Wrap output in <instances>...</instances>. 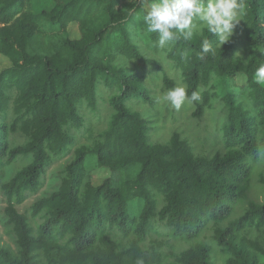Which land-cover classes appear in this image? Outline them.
Returning <instances> with one entry per match:
<instances>
[{"label":"trees","instance_id":"1","mask_svg":"<svg viewBox=\"0 0 264 264\" xmlns=\"http://www.w3.org/2000/svg\"><path fill=\"white\" fill-rule=\"evenodd\" d=\"M29 1L0 0V55L11 62L0 72L1 219L15 244L0 240V264H165L163 249L178 244L185 246L174 264H214L210 241L226 264H264V202H249L237 216L264 167V84L254 79L264 63V0H241L247 60L230 42L215 47L206 29L159 48L141 0H52L39 13L27 10ZM72 25L77 40L69 38ZM203 39L214 51L201 58ZM157 58L181 72L189 96L200 92L195 119L221 97V150L197 155L178 133L151 141L156 120L136 107H156L145 73L161 69ZM238 76L246 78L241 92ZM216 81L225 84L221 94ZM98 86L108 127L73 153L72 130L81 128L84 107L97 111ZM68 156L56 190L29 218L21 211L27 196ZM22 159L31 162L9 178ZM99 169L110 176L94 186L90 175Z\"/></svg>","mask_w":264,"mask_h":264},{"label":"rangeland","instance_id":"2","mask_svg":"<svg viewBox=\"0 0 264 264\" xmlns=\"http://www.w3.org/2000/svg\"><path fill=\"white\" fill-rule=\"evenodd\" d=\"M52 0H31L27 4V10L32 13H39L41 10H49L52 7ZM147 8V4L144 1ZM241 21L236 24L233 35L228 42L234 44L237 48V55L244 60L250 57L251 49L248 47L245 41V36L242 31L241 25L243 16L241 15ZM69 38L77 40L80 38V32L76 25H72L69 28ZM157 61L161 64V69L155 71V69L147 68L145 77L148 81V88L153 92V98L156 100V107L146 105L144 107L137 106L136 110L144 112L154 117L156 120L155 129L151 134V141L153 143H166L168 142L174 133H178L183 139L187 140L192 146L195 154L197 155H213L218 150H221L219 139L221 137L220 127L223 122V103L221 97L214 103V109L206 112L201 119H195L193 113L196 109L194 103H185L181 108L176 109L170 104L162 102L160 99L162 95L170 88H168L165 78L172 81L175 86L177 83H183L181 72L176 69L166 59L157 58ZM11 66V62L0 55V72ZM104 80H101L103 82ZM246 78L244 76H238L234 83V88H237L241 92L242 86L245 85ZM216 86L215 92L221 94L225 87L222 81H216L213 83ZM174 86V87H175ZM233 87V85H232ZM173 88V87H172ZM243 90V89H242ZM97 98L99 101L100 86L97 90ZM216 94V93H215ZM217 96V95H215ZM104 101H106L104 99ZM102 100L98 103L97 111L91 110L88 106L82 109V116L84 118V126L72 130L73 135L76 137V145L73 153L82 147H90L94 144L97 136L107 129L109 119V106ZM105 104V105H104ZM109 104V102H108ZM132 103H128V107L132 112L134 110L131 107ZM101 107V108H100ZM81 108V106H80ZM100 108V109H99ZM157 108V109H156ZM111 109V108H110ZM89 128V131L86 129ZM73 156H68L57 160L52 166L47 169V172L42 181L40 190L35 194L27 196L24 204L21 206V211L31 218L29 209L39 199L51 194L56 190L60 183L62 172L67 166L68 162ZM31 162L30 159H22L18 164L11 166L8 171L9 178L12 177L17 170L22 169L24 166ZM91 163L88 162V166ZM92 183L94 186L100 185L107 177L110 176V171L107 169H99L91 173ZM249 202L262 203L264 202V167H261L258 172L253 176L250 189L247 193V199L244 204L240 205L238 209V215H241L247 208ZM4 204L0 198V240L3 246H9L15 249L14 235L10 227H7L2 222ZM205 236H212L211 232H208ZM153 239H158L154 237ZM147 245H152V241H148ZM212 247V256L214 264H226L227 257L223 255L216 243L210 241ZM185 245L178 244L176 246H168L163 249L165 264H174L176 257L183 250Z\"/></svg>","mask_w":264,"mask_h":264},{"label":"clouds","instance_id":"3","mask_svg":"<svg viewBox=\"0 0 264 264\" xmlns=\"http://www.w3.org/2000/svg\"><path fill=\"white\" fill-rule=\"evenodd\" d=\"M242 8L241 0H147L143 21L147 32L158 34L157 46L161 49L180 37L190 40L194 34L200 35L203 29L216 38L215 47L222 48L241 21ZM213 51V43L203 39L201 58L203 54ZM254 79L264 84V63L256 68ZM187 87L186 84L177 83L160 99L176 109L185 103L200 101V92L193 91L189 96Z\"/></svg>","mask_w":264,"mask_h":264}]
</instances>
